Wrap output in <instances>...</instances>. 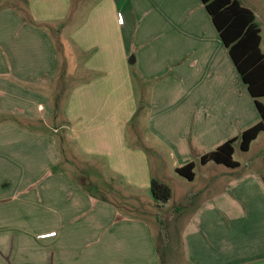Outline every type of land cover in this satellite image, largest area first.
<instances>
[{
	"label": "crops",
	"instance_id": "crops-1",
	"mask_svg": "<svg viewBox=\"0 0 264 264\" xmlns=\"http://www.w3.org/2000/svg\"><path fill=\"white\" fill-rule=\"evenodd\" d=\"M108 1H100L99 17ZM240 1L256 14L264 52V0ZM112 2L131 14L134 8L147 10L152 48L129 63L132 54L112 40L111 47L118 48L108 51L87 21L70 35L83 53L99 48L86 59L84 80L72 89L65 115L72 122L71 138L105 159L118 178L102 186L68 178L71 160L62 159L57 143L62 127L55 128L57 136L32 127L40 122L48 129L54 115L52 81L65 76L61 52L69 42L58 46L68 26H58L53 12L63 16L66 7L38 2L29 13L15 6L17 0H0V264L166 263L169 248L162 259L148 222L120 210L137 213L140 199L151 203L153 178L172 188L174 210L181 207L169 218V231L173 225L180 230L186 264H264V166L202 164L204 187L188 191L186 203L177 200L168 177H156L152 169L151 157L161 164L159 158L168 155L179 175L177 168L195 163V152L202 157L261 121L202 0ZM116 18L120 24L119 14ZM41 22L48 28L40 29ZM134 65L141 69L135 74ZM137 78L145 85L164 78L147 90L152 98L141 119L139 109L147 102L138 97ZM135 117V125L126 126ZM195 165L194 180L179 177L197 181ZM50 167L56 175L43 179ZM186 206L195 208L182 216ZM43 217H49L48 227Z\"/></svg>",
	"mask_w": 264,
	"mask_h": 264
},
{
	"label": "rangeland",
	"instance_id": "rangeland-1",
	"mask_svg": "<svg viewBox=\"0 0 264 264\" xmlns=\"http://www.w3.org/2000/svg\"><path fill=\"white\" fill-rule=\"evenodd\" d=\"M18 3H16L15 6H22L25 7L29 13H31V8H38V2L44 3V4H50L53 2L54 8H60L65 6L66 8L63 9L66 10L65 14L62 16V12L58 10H54L53 12V21L55 23H58V26H61L63 24H66V27L68 26V29L65 30V36L63 41L60 39L58 41V46L62 47V44L68 43V49L66 47V51H64V48L62 47L63 51L61 52V57L64 62H66V67L64 69L65 76L61 77V74L59 78L54 79L53 85L55 86L51 87L52 93L55 96V104L53 108L54 115L50 119L49 123L47 124L48 129L42 125L40 122H38V125L32 126L35 128H38V132L46 133L50 136H57L58 135V146H59V152L62 155V159H64V156L66 159L71 160L69 163V179L72 181H76L81 184V182H92L96 184H100L102 186H111L112 180L117 181L118 178L114 175L113 172L110 171V167L108 166L109 163L106 162L105 159L99 158L97 156H93L89 153H87L83 148V142H78L71 138V127L72 122L68 120V116L65 114L67 113L66 106L69 104L70 97L72 95L71 91L73 88L78 87L81 85L82 81L84 80V64L86 62V59L89 60L92 58V56H95L99 48L94 46L91 48V51L89 53H83L82 48L78 45V41L75 39L76 45L71 44V37L70 35L72 33L79 32V28L82 27L84 21H87L89 23V30L91 31V34L95 35L94 38H97L101 36L104 39V42L107 44H104L107 46L108 51L111 48H118V47H111L110 42L111 40L117 43H120L122 48L124 47L129 51L132 55L129 58V63L132 60L133 56L137 54H142L146 52H150L149 49L152 48V45L147 41L148 37L151 35L150 31L151 28L149 26V21L146 18V11H143L145 8H134L133 13L131 14L130 8L123 7L120 5H116L112 2V0H109L105 8H101V14L99 17L98 14V5L100 4V1L102 0H69L68 5L66 6V0H17ZM117 14H119V18H121V23L119 24L117 22ZM29 16V15H28ZM99 17V18H98ZM30 22L34 21V18L28 19ZM103 23V27L100 26V22ZM34 24V23H30ZM40 29H47L48 26L44 24V22H41L40 25H37ZM100 26V28H99ZM82 29V28H81ZM53 30V29H52ZM54 34H56V31L53 30ZM101 33V34H99ZM77 38V36L75 37ZM147 47V48H146ZM78 51V53H77ZM72 52H74V59L71 60ZM76 56V57H75ZM73 61V62H72ZM139 65H134L133 71L135 74V70H141ZM89 75V74H88ZM141 76V72L139 74ZM87 76V75H86ZM164 78L154 80L150 83H146V85L142 82V79L139 80V78L135 79V85L137 88V94L140 100L146 101L147 103H143L144 106H141L139 109V115L140 119L143 117L141 115L142 113H145L147 110V104L149 105V97L152 98V89L147 91L148 89L155 87L157 84L163 81ZM143 83V84H142ZM46 87H44V90ZM43 90V91H44ZM147 91V93H146ZM45 94V93H44ZM18 95H16L17 97ZM65 116V117H64ZM18 121L24 124V121L21 117H17ZM17 121V120H16ZM136 121V117L132 120H128L126 126L132 127V124H134ZM66 123L68 128L66 127ZM135 125V124H134ZM133 125V126H134ZM20 127L26 128L25 124L21 125ZM62 127L59 131V134L55 135V128ZM133 129V128H132ZM69 134V139L64 138ZM241 136L242 133L238 135L237 141L234 144L235 147V154L234 159L239 162L242 165L247 164L249 161L252 162L254 165L264 166V159L262 158V154L264 153V135L260 137L252 146L249 151H243L241 149ZM217 149V148H216ZM215 149V150H216ZM214 151V150H213ZM196 154H193V158L195 163L197 164V173H198V179L194 183H191L190 181H186L185 179H182L179 177V175H176L174 169L171 168V164L173 162L171 157H167L168 155H165L166 157H160L161 164H158L154 157H151L153 160L152 169L155 173L154 175L156 177H162L165 175V177H168V181L172 182L174 185V191L176 192L177 200L182 201L181 203H186L184 201V196L188 191H199L201 190L204 185L202 184L201 176L204 174V170L202 169V163L200 160L201 152L198 154V152H195ZM197 155H200L199 157ZM211 164L216 165V163L211 162ZM56 171L50 167L49 172L46 175H43L42 178L45 179L46 177L56 175ZM65 176V175H64ZM2 175L0 174V180L2 179ZM41 178V179H42ZM155 179V178H153ZM157 179V178H156ZM159 180V178H158ZM81 181V182H80ZM161 181V180H160ZM183 182V184L181 183ZM92 192H98V188H91ZM155 200V199H154ZM151 201V203L146 202V199H140V205L139 209H142L141 212L137 213H131L128 212L125 208H121L120 210L122 214L126 215H136L139 217V219H143L148 222V224L151 226L152 231L155 235L156 243L158 244V248L162 251H165L168 249V261L164 264H186L185 259L183 257L182 253V244H181V236H180V230H178L177 225L174 227V225L170 228L169 231V218L175 213L174 210V201L169 203L167 208L161 209L156 205L155 201ZM172 200V199H171ZM155 204V205H154ZM119 207V206H118ZM178 207V206H177ZM176 207V208H177ZM180 207V206H179ZM175 208V209H176ZM193 207L186 206L185 210L181 214L182 216H187V214L190 212V210ZM161 214L164 217H166V232L169 236V241L167 245L164 244V237L161 233V225L158 223V230H156V227L154 228V224L156 226V222H158V215ZM43 228L48 227L50 225V219L49 217H43ZM175 222V221H174Z\"/></svg>",
	"mask_w": 264,
	"mask_h": 264
},
{
	"label": "trees",
	"instance_id": "trees-1",
	"mask_svg": "<svg viewBox=\"0 0 264 264\" xmlns=\"http://www.w3.org/2000/svg\"><path fill=\"white\" fill-rule=\"evenodd\" d=\"M213 24L215 25L222 42L227 48L243 82L248 87L254 98L261 116L260 123L245 130L241 136V149L249 151L252 143L264 133V104L260 101L264 98V52L261 48L262 30L257 22L254 11L242 4L240 0H202ZM237 138H233L219 146L216 150L204 154L201 157L202 164L214 162L219 165L236 168L239 162L234 159V144ZM195 163L191 162L177 168V173L187 180L195 178ZM151 190L153 197L161 209L167 208L172 197V188L158 180L152 179ZM181 207L176 208L179 211ZM161 233L164 244L167 245L169 236L166 232V217L159 214ZM164 259V251L160 254Z\"/></svg>",
	"mask_w": 264,
	"mask_h": 264
}]
</instances>
